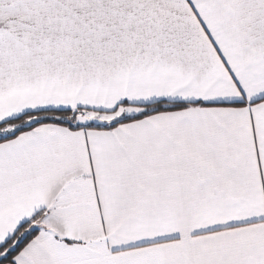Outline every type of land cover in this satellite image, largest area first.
<instances>
[{
  "label": "snow or ice",
  "instance_id": "1",
  "mask_svg": "<svg viewBox=\"0 0 264 264\" xmlns=\"http://www.w3.org/2000/svg\"><path fill=\"white\" fill-rule=\"evenodd\" d=\"M0 264H264V0H0Z\"/></svg>",
  "mask_w": 264,
  "mask_h": 264
}]
</instances>
